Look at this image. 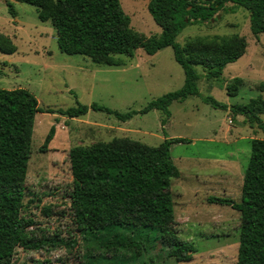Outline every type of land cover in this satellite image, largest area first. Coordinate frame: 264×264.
I'll list each match as a JSON object with an SVG mask.
<instances>
[{
	"label": "rangeland",
	"instance_id": "obj_1",
	"mask_svg": "<svg viewBox=\"0 0 264 264\" xmlns=\"http://www.w3.org/2000/svg\"><path fill=\"white\" fill-rule=\"evenodd\" d=\"M149 1L119 0L131 27L147 38L161 32L147 10ZM7 2L13 4L16 17L9 14ZM226 7L233 6L229 3ZM0 34L9 37L16 47L12 55L0 53V89L27 90L44 111L34 118L24 183L22 214L34 222L28 231L36 239L57 236L76 241L70 248L17 249L13 264L80 263L86 247L71 217L67 193L72 177L67 152L75 146L106 144L114 138H128L150 147H157L165 139H184L170 146L171 159L179 171V177L171 180L170 192L174 229L181 240L192 244L195 253L189 262L177 263L157 249L133 264H151L150 259L156 264H237L239 213L226 205L210 204L208 199L240 202L243 172L250 156L249 141L264 140L261 130L250 128L243 115H234L230 110L264 98V91L259 90L264 83V33L258 39L253 36L247 11H221L215 21L189 25L177 37L183 46L195 38L237 36L245 39L246 49L244 55L223 69L219 78L198 81L201 97L173 102L164 126L163 116L156 110L125 122L101 111L89 110L85 116L73 119L59 111L96 104L124 114L139 111L149 102L179 90L184 73L171 47L152 56L139 49L132 59L122 58L125 65L121 67L96 65L84 56L60 53L51 23L39 21L34 7L13 0H0ZM196 71L205 74L199 67ZM235 78L242 80V86L236 96H230L227 87ZM202 97L213 98L227 110L212 108ZM261 120L264 123V114ZM52 128L55 135L48 150L38 152ZM44 208L49 209L48 214Z\"/></svg>",
	"mask_w": 264,
	"mask_h": 264
},
{
	"label": "trees",
	"instance_id": "obj_2",
	"mask_svg": "<svg viewBox=\"0 0 264 264\" xmlns=\"http://www.w3.org/2000/svg\"><path fill=\"white\" fill-rule=\"evenodd\" d=\"M13 1L34 7L39 21L51 23L60 53L81 55L96 65L121 67L125 65L122 58L132 59L139 49L152 56L171 47L175 62L183 70L184 83L179 90L149 102L139 111L121 114L96 104L59 111L71 119L91 110L125 122L156 110L161 112L164 126L171 116L169 107L173 102L201 97L198 81L219 78L223 69L244 55L246 49L245 39L237 36L195 38L182 46L176 39L187 26L215 21L219 12L241 8L249 14L253 36L258 39L264 33V0H150L147 10L161 32L148 38L131 27L119 0ZM229 3L233 7L228 9ZM6 6L11 17H16L13 4L7 2ZM15 52L10 38L0 34V53ZM197 67L205 74L199 75ZM241 86V79H233L227 94L236 96ZM259 90L264 91V83ZM202 101L214 109L227 110V106L211 97H202ZM230 110L234 115H243L250 128L264 133V98ZM43 112L29 91L0 89V264H13L17 249L37 251L76 244L74 238L36 239L28 231L33 220L22 214L34 118ZM54 135L52 128L38 152L48 150ZM183 141L165 139L157 147H150L128 138H114L106 144L69 149L72 182L67 197L73 226L86 247L78 264H133L157 249L177 263L191 260L194 247L181 240L174 229L170 192L171 180L179 177L170 146ZM249 142L250 156L243 172L240 202L216 197L208 202L229 206L239 213L237 264H264V140ZM48 210L43 209L45 214ZM150 262L156 264L153 259Z\"/></svg>",
	"mask_w": 264,
	"mask_h": 264
}]
</instances>
